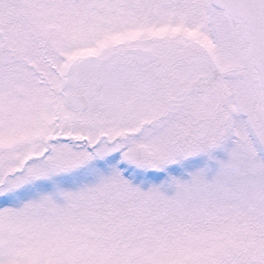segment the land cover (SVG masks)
Masks as SVG:
<instances>
[{
	"label": "snow or ice",
	"instance_id": "1",
	"mask_svg": "<svg viewBox=\"0 0 264 264\" xmlns=\"http://www.w3.org/2000/svg\"><path fill=\"white\" fill-rule=\"evenodd\" d=\"M0 264H264V0H0Z\"/></svg>",
	"mask_w": 264,
	"mask_h": 264
}]
</instances>
